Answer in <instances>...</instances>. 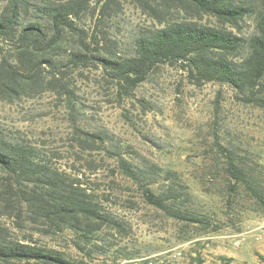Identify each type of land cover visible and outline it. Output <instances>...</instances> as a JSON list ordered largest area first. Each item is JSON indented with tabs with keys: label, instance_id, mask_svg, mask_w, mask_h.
<instances>
[{
	"label": "rangeland",
	"instance_id": "374dc122",
	"mask_svg": "<svg viewBox=\"0 0 264 264\" xmlns=\"http://www.w3.org/2000/svg\"><path fill=\"white\" fill-rule=\"evenodd\" d=\"M44 1L57 0H33ZM234 1L252 10L230 25L168 0H114L98 21L100 4L90 0L62 47L85 41L91 52L103 44L111 55L128 56L141 34L166 20H192L231 29L243 41V58L264 3ZM5 2L0 0V12ZM37 16L31 12L18 23ZM0 47L8 62L14 60L12 44L0 38ZM68 57L57 70L67 86L61 94L48 83L50 68L34 90L7 99L0 92V132L8 141L34 146L52 168L79 177L106 220L88 237L45 224L17 199L0 169L2 232L89 264H264V205L226 169L228 159L247 167L264 190L262 92H240L216 80L198 85L179 63H161L135 87L124 88L95 62L73 64ZM119 157L145 171L152 182L147 186L165 198V208L146 201L143 189L121 173Z\"/></svg>",
	"mask_w": 264,
	"mask_h": 264
},
{
	"label": "trees",
	"instance_id": "16d2710c",
	"mask_svg": "<svg viewBox=\"0 0 264 264\" xmlns=\"http://www.w3.org/2000/svg\"><path fill=\"white\" fill-rule=\"evenodd\" d=\"M5 1L0 12V38L15 47V58L8 62L0 47V92L3 99L40 87V74L49 68L54 69V72H51L48 83L61 94L60 89H67V86L62 82L63 75L57 70L59 61L66 53L73 64L95 62L124 88L125 85L135 87L161 63H179L195 77L198 85L216 80L240 92L258 91L264 96V8L257 16V33L249 38V51L243 58L238 57L243 41L231 29L192 20H166L164 25L135 39L132 55L119 56L111 55L103 44H96L95 52H91L85 41H80L77 47L67 51L62 47L66 35L78 29L76 20L90 0L42 3L33 0ZM139 1L142 5L146 3L145 0ZM168 1L187 4L199 13L230 25L237 24L252 10L250 6L234 0ZM96 2L100 4V21L101 17L110 13L114 0ZM31 12L38 15L36 20L18 23L21 17ZM102 37L106 39L105 35ZM39 157L34 146L8 141L0 132V169L10 177L12 183L9 185H14L17 199L24 201L30 212L45 224L80 230L81 236L88 237L94 225L106 220L100 204L82 186L79 177L66 175ZM116 161L121 173L143 189L149 204L165 208V198L156 195L147 186L152 182L143 169L134 167L124 158L119 157ZM226 169L234 183L244 185L251 192V197L264 205V190H259L258 184L249 176L247 167L228 159ZM189 219L198 221L196 218ZM12 260L44 264H89L84 260L67 259L57 251L33 243L9 238L0 228V261Z\"/></svg>",
	"mask_w": 264,
	"mask_h": 264
},
{
	"label": "built area",
	"instance_id": "2783aa9c",
	"mask_svg": "<svg viewBox=\"0 0 264 264\" xmlns=\"http://www.w3.org/2000/svg\"><path fill=\"white\" fill-rule=\"evenodd\" d=\"M234 243H235V244H237V242H236V241H235Z\"/></svg>",
	"mask_w": 264,
	"mask_h": 264
},
{
	"label": "crops",
	"instance_id": "0c3cea01",
	"mask_svg": "<svg viewBox=\"0 0 264 264\" xmlns=\"http://www.w3.org/2000/svg\"><path fill=\"white\" fill-rule=\"evenodd\" d=\"M256 264H258V263H256Z\"/></svg>",
	"mask_w": 264,
	"mask_h": 264
}]
</instances>
